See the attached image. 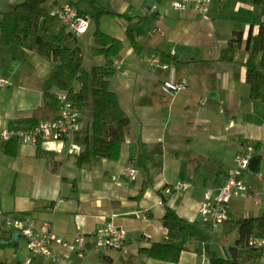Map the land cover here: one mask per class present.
Returning <instances> with one entry per match:
<instances>
[{"label": "crops", "instance_id": "1", "mask_svg": "<svg viewBox=\"0 0 264 264\" xmlns=\"http://www.w3.org/2000/svg\"><path fill=\"white\" fill-rule=\"evenodd\" d=\"M18 1L0 0V12ZM64 1L45 0L44 5L55 3L56 7ZM95 1L113 12L99 16V29L122 41L117 56L124 61L108 80L128 117L119 157L77 164L75 154L79 151L69 152L67 142L60 151L58 142L40 144L58 162L56 172L36 154L35 144L16 140V154L8 155L4 151L7 140L0 138V260L19 264L29 254L24 238L5 225L2 215L7 214L47 223L66 239L77 233L87 237L89 250L83 256L55 246L54 253L63 254L66 260L36 255L28 264H211L204 242L196 239L187 243L177 261L140 252L153 242L167 239L161 222L165 204L183 218L199 221V231L209 236L206 242L210 248L219 255L213 243H220L223 253L219 256H229L228 248L237 235L231 220L264 215V205L250 198H232L228 219L214 228L200 220L197 208L204 191H216L235 153L247 146L253 148V154L243 175L252 192L264 198V101L250 97L244 64L249 40L264 21V5H256L253 0H211L208 12L200 14L191 7L164 13L171 0ZM152 2L158 8L147 13ZM77 8L89 18L84 9ZM114 17L123 18L126 27ZM95 27V19L89 18L87 31L77 36L86 68L105 62L102 54L82 52L81 42L87 43L89 50L93 45ZM127 27L136 42L129 40ZM233 32L241 33L234 60H220L219 52ZM15 46L0 44V77L7 80L0 84V130L25 126L14 122L19 117L49 118L42 105V85L52 63L34 51ZM169 56L188 61L182 76L187 86L177 91L172 89L175 67ZM260 69L264 72V67ZM154 82L171 92L169 104L154 103ZM82 118L84 122L89 119L86 114ZM157 143L162 147L160 164L149 161L144 169L138 167L134 178L122 174L126 165L136 164L141 144L151 152ZM176 181H187L190 186L174 194L162 191ZM109 220L126 230V254L115 249H92L93 232ZM223 236L224 241L217 239Z\"/></svg>", "mask_w": 264, "mask_h": 264}, {"label": "trees", "instance_id": "2", "mask_svg": "<svg viewBox=\"0 0 264 264\" xmlns=\"http://www.w3.org/2000/svg\"><path fill=\"white\" fill-rule=\"evenodd\" d=\"M74 5L82 0H66ZM96 12L92 17L96 21L93 30L92 54H102L105 57L103 65L86 68L82 65L83 56L77 36L70 31L60 19L50 13L56 4L44 5L45 0H20L11 9L0 12V44L2 46L16 45L24 51H34L52 65L43 81L42 105L49 118H55L58 111L56 89L67 92L69 98L85 114L90 110L88 121L76 133L74 139L83 148L75 154V162L81 164L94 159L117 160L120 146L124 138L123 127L128 122L126 113L120 107L117 96L108 86L109 77L115 71L111 66L112 59L119 55L122 41L103 32L98 27V18L103 13H113L99 5L95 0H89ZM256 5H264V0H253ZM79 13L84 11L78 9ZM126 34L131 42H136L134 33L129 27ZM241 33L233 32L227 45L219 52L220 60L232 61L240 46ZM247 56L245 81L249 84L250 97L264 101V21L259 24L257 33L250 38ZM175 67V80H180L186 73L188 61H181L169 56ZM152 98L156 105H167L171 101V92L165 90L158 82L152 87ZM37 117H19L16 124L33 126ZM16 138L7 140L4 151L8 155L16 154ZM141 150L135 155V164L144 169L149 161L157 164L162 162V147L157 143L151 152ZM36 154L42 156L50 164L53 171H58V162L50 151L36 145ZM167 186V185H165ZM166 203V198L162 197ZM166 228L167 239L153 242L149 247H143L140 252L148 257L166 261H177L181 250L187 249L190 240L203 241L204 250L211 264H264V249L248 245L251 236L264 235V215L237 217L231 220V226L237 230L233 244L228 248L229 256L217 255L206 242L208 235L199 230V221H190L178 215L169 205L161 218ZM224 241L225 236L217 238ZM0 264H7L0 260Z\"/></svg>", "mask_w": 264, "mask_h": 264}, {"label": "built area", "instance_id": "3", "mask_svg": "<svg viewBox=\"0 0 264 264\" xmlns=\"http://www.w3.org/2000/svg\"><path fill=\"white\" fill-rule=\"evenodd\" d=\"M211 0H171L169 7L164 9L183 10L191 7L200 14L208 12ZM158 8L156 2H152L147 13L154 12ZM50 13L56 15L60 21L67 26L76 36H80L87 31L89 18L86 14H81L76 5L64 1L50 10ZM124 59L116 56L112 59L111 66L118 68ZM7 80L0 77V84L4 85ZM187 86L184 78L173 83L174 91L183 89ZM58 100V111L55 118H41L33 126H17L13 128H2L0 138L8 140L15 137L19 141L31 142L35 145L55 141L59 143V151L63 148L64 142H67L69 152H78L81 144L74 137L80 129L84 127V121L80 110L75 106L64 90L56 89L54 91ZM223 101H220V110L223 109ZM264 128V121L261 123ZM253 154V148L247 146L245 149L238 150L234 155V162L226 172L223 182L213 192L211 188L204 191L203 198L199 203L197 211L200 220L212 228L228 219L229 202L232 198H250L256 204L264 205V198L255 195L248 185L243 173L247 169L250 157ZM139 168L132 162L124 167L122 174L128 178L137 176ZM115 178V177H114ZM190 186L187 181H176L172 185L162 188L166 194H174L186 190ZM5 225L12 228L25 240V245L29 254L25 256L19 264H28L32 257L36 255L50 256L57 261L66 260L63 254H55L53 248H63L69 252H74L83 256L84 252L89 250L87 237L85 234L77 233L72 239H66L56 234L50 228L49 224H37L32 217L2 215ZM147 242V236H144ZM248 245L264 249V235L251 236L248 239ZM92 249L106 250L115 249L126 254L128 252L127 234L124 227L116 224L112 220L105 222L93 232L91 244Z\"/></svg>", "mask_w": 264, "mask_h": 264}, {"label": "rangeland", "instance_id": "4", "mask_svg": "<svg viewBox=\"0 0 264 264\" xmlns=\"http://www.w3.org/2000/svg\"><path fill=\"white\" fill-rule=\"evenodd\" d=\"M78 5H79V8H81V9H84L86 12H87V14H88V16H89V18L91 19L92 18V14H93V12L95 11V9H94V7H93V5L91 4V2L89 1V0H82V1H80L79 3H78ZM108 6V8H110V6L109 5H107ZM108 16H111L110 14L108 15ZM116 20H118V22H121V24H122V27L123 28H125L126 27V25H125V20L123 19V18H119V17H114ZM119 19H120V21H119ZM159 31V30H158ZM89 44L91 43V41H89L88 42ZM15 47H17V46H15ZM81 47H82V52H83V54L85 55V54H88L89 53V45L86 43V45L84 44V43H82L81 42ZM182 79V78H181ZM185 79V78H184ZM177 81V80H176ZM175 81V82H176ZM179 81V80H178ZM85 114H86V117H89L90 116V110H86L85 111ZM137 165V164H136ZM216 230H220L219 228L218 229H216ZM213 235V232H210V236H212ZM213 248L217 251V253L219 254V255H222V253H223V251H222V249H221V245H220V243H213Z\"/></svg>", "mask_w": 264, "mask_h": 264}, {"label": "water", "instance_id": "5", "mask_svg": "<svg viewBox=\"0 0 264 264\" xmlns=\"http://www.w3.org/2000/svg\"><path fill=\"white\" fill-rule=\"evenodd\" d=\"M16 235H18V234L16 233Z\"/></svg>", "mask_w": 264, "mask_h": 264}]
</instances>
